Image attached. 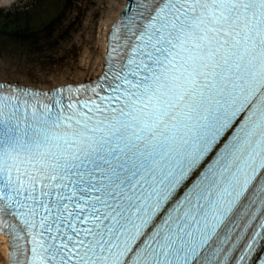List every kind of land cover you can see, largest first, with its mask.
I'll return each mask as SVG.
<instances>
[{"label": "snow or ice", "instance_id": "snow-or-ice-1", "mask_svg": "<svg viewBox=\"0 0 264 264\" xmlns=\"http://www.w3.org/2000/svg\"><path fill=\"white\" fill-rule=\"evenodd\" d=\"M9 264H264V0H128L102 73L0 83Z\"/></svg>", "mask_w": 264, "mask_h": 264}, {"label": "rangeland", "instance_id": "rangeland-1", "mask_svg": "<svg viewBox=\"0 0 264 264\" xmlns=\"http://www.w3.org/2000/svg\"><path fill=\"white\" fill-rule=\"evenodd\" d=\"M110 1L27 0L25 3H15L14 9L30 5L25 8L26 12L19 14L25 16V20L29 19L27 15L33 17L35 28L38 23L46 27L33 35L36 38L25 42L10 40L8 35L0 32V69L6 78L20 82L26 78L45 82L48 78L66 76L71 79L78 75L79 66L83 65L82 56L86 48L84 43L87 42L83 41L82 44L80 35L89 38V28L94 25L97 28L105 17ZM6 11L14 13L11 7L2 8L1 26H7L11 22L9 18L12 15L5 16ZM50 24H54L58 31L54 32L53 38L48 39Z\"/></svg>", "mask_w": 264, "mask_h": 264}, {"label": "bare ground", "instance_id": "bare-ground-1", "mask_svg": "<svg viewBox=\"0 0 264 264\" xmlns=\"http://www.w3.org/2000/svg\"><path fill=\"white\" fill-rule=\"evenodd\" d=\"M112 1V0H111ZM110 1L108 10L105 13V17L101 19L97 28L92 26L90 29L89 38L83 37L80 35V42L83 44V41H87L84 43L86 46L85 51L83 52L82 62L83 65L79 66L78 75L75 77L68 79L66 76H61L58 78H48L44 81H33L30 78H26L25 81L20 83L32 85L42 89H49L56 85L66 83V82H75L86 80L89 76H94L101 71V67L103 64V56L104 49L106 46L104 45L107 31L113 23L114 19L117 15H119L120 10L122 9L125 0H113ZM93 22V17L91 18ZM94 24V22L92 23ZM96 42V44H94ZM94 44V45H93ZM16 81L12 78L7 79L5 73L2 69H0V81ZM8 243L6 237L3 234H0V264H7V252H8Z\"/></svg>", "mask_w": 264, "mask_h": 264}, {"label": "trees", "instance_id": "trees-1", "mask_svg": "<svg viewBox=\"0 0 264 264\" xmlns=\"http://www.w3.org/2000/svg\"><path fill=\"white\" fill-rule=\"evenodd\" d=\"M70 1V0H67ZM29 19V15H27ZM11 22L7 26H1L0 25V31L10 38V40L15 41H27L34 39L33 35L37 32H39L43 28V24L39 25L37 28H34L32 24L28 25L29 20H25V16H21L20 14L15 15L14 17H11ZM46 26H44L45 28ZM50 30L48 32L47 38H53L54 32L57 33L56 27L54 24L49 25ZM26 38V39H25Z\"/></svg>", "mask_w": 264, "mask_h": 264}]
</instances>
